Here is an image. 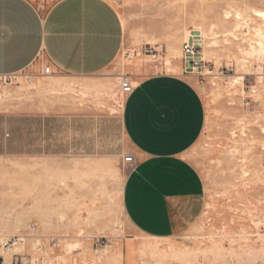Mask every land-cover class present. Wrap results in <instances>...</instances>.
<instances>
[{
	"label": "rangeland",
	"instance_id": "1",
	"mask_svg": "<svg viewBox=\"0 0 264 264\" xmlns=\"http://www.w3.org/2000/svg\"><path fill=\"white\" fill-rule=\"evenodd\" d=\"M51 1L32 0L42 12ZM109 1L126 30L120 61L137 62L149 74L185 75L182 46L189 32L197 28L215 37L212 49L199 50L204 59L201 74L185 75L197 83L207 111L203 133L188 152L205 189L199 227L210 230V236L201 240L220 249L211 256L222 264H264V53L258 54L264 49V18L257 13L264 14V0ZM174 48L180 52L177 59L167 55ZM168 58L175 71H169ZM119 76L89 79L91 84L80 86L77 93L83 106L91 104L96 114L110 118L79 124L72 132L63 124L61 140H54L51 130L47 140H31L28 149H15L27 155L0 160V217L23 203L45 209L54 223L61 221L58 228L45 230L32 216L19 230L7 232L9 237L2 242L8 241V246L0 247L4 252L33 232L40 236L36 248L32 246L36 239L29 238L23 251L11 254L9 264L15 256L23 264H86L87 254L98 261L100 255L93 251L124 236L122 190L130 166L122 163L125 141L118 117L125 96ZM26 85L20 78L17 85L0 83V106L21 100V94L15 97L12 90ZM74 92L63 87L59 93L69 97ZM77 243L80 246L66 250V244ZM4 262L0 254V264Z\"/></svg>",
	"mask_w": 264,
	"mask_h": 264
},
{
	"label": "crops",
	"instance_id": "2",
	"mask_svg": "<svg viewBox=\"0 0 264 264\" xmlns=\"http://www.w3.org/2000/svg\"><path fill=\"white\" fill-rule=\"evenodd\" d=\"M125 44L123 20L109 0H53L46 12L32 0H0V76H33L12 90L21 100L0 106V160L27 155L15 149L47 140L51 130L61 140L63 124L72 132L110 118L83 106L78 90L98 76L127 75L133 91L118 117L125 155L133 158L122 190L127 227L121 239L93 251L100 260L87 254L86 264H222L211 256L220 249L201 240L210 236L199 227L205 189L188 159L206 125L205 101L190 76L123 64ZM43 66L52 74L40 76ZM63 87L75 94L62 97Z\"/></svg>",
	"mask_w": 264,
	"mask_h": 264
},
{
	"label": "bare ground",
	"instance_id": "3",
	"mask_svg": "<svg viewBox=\"0 0 264 264\" xmlns=\"http://www.w3.org/2000/svg\"><path fill=\"white\" fill-rule=\"evenodd\" d=\"M262 12V11H261ZM261 12H257L258 14H259V16L260 17H263L264 18V14H262ZM257 14V15H258ZM227 16H229V14L227 13ZM258 16V17H259ZM237 17H240V15L239 16H237ZM195 28V27H194ZM211 32V31H210ZM192 33V35L195 37V38H201L200 40H198L197 42H200V43H198L202 48H203V51H204V53H206V52H208V49L210 50V49H212V46L213 45H216L215 44V42H213V39H215V37L213 38V34H212V32L210 33V35H204L203 33H202V31H201V29H197V28H195V29H193L192 31H190L189 32V34H191ZM259 35H260V33H259ZM210 36H212V37H210ZM203 39H205V41L203 42ZM207 41V42H206ZM215 41V40H214ZM203 43H204V46H203ZM216 48H218V46L216 47ZM254 48V47H253ZM246 49V48H245ZM215 50V49H214ZM239 50V49H238ZM257 51V50H256ZM259 52L260 53H264V49L263 48H261L260 50H258V54H259ZM139 55V54H138ZM167 55H168V57H171L172 56V59H177L179 56H180V52H179V50H177V49H169L168 50V52H167ZM211 55V54H210ZM196 58H202V60H204L203 59V57H202V55L201 56H198V57H196ZM213 58V57H212ZM171 58H168V64H169V67L171 66L170 65V60ZM213 60V59H212ZM241 60V59H240ZM239 60V61H240ZM240 63V62H239ZM169 71H175V69L173 68V67H170L169 68ZM240 78V77H239ZM243 78V77H242ZM21 79V78H20ZM261 79V78H260ZM232 81H233V79H232ZM240 82V81H239ZM238 83V82H237ZM234 86V85H233ZM239 86V85H238ZM111 90V89H110ZM237 90V89H236ZM3 95V94H2ZM1 95V96H2ZM8 97H9V95H8ZM1 98V97H0ZM5 98V97H4ZM14 99V98H13ZM11 100V99H10ZM12 101V100H11ZM4 102V101H3ZM2 102V103H3ZM10 102V101H9ZM5 103V102H4ZM263 130V129H262ZM257 172V171H256ZM258 176V175H257ZM254 177V176H253ZM255 178V177H254ZM253 178V179H254ZM255 180V179H254ZM32 204H34V203H32ZM31 205V204H30ZM30 205H28L27 207H25V205L22 203L21 205H20V207H19V209H16V210H14L13 212H11V214H7V215H5V216H2V217H0V241L2 242V241H6L7 239H8V237H9V235L7 234V232H9V231H11V230H19L20 228H22L21 226L24 224V222H25V219H28V218H30V217H32V216H35V217H37V219H38V224H39V227L40 228H42V229H45V230H47V229H51L52 228V226L54 227L55 226V228H58V227H56V226H58L59 224H61V221H56L55 223L54 222H52L51 220H50V218H49V216H47L46 215V211H45V209H43V208H39V207H37V206H30ZM38 227V228H39ZM31 231H34V229L33 230H31ZM56 232V231H55ZM10 234H11V232H10ZM38 233H36V232H33V233H31V234H29L28 235V239L27 238H24L23 237V239H20V241H21V243H19V246H18V244L16 243V244H14V246H13V248L12 249H10V251L9 250H7L8 252H4V251H2V249L0 248V254H3V256H4V259H5V262H4V264H9L10 263V257H11V254H15V252H17V251H23L25 248H26V246L28 245V244H30L29 243V238H35L36 239V242L35 243H31L32 244V246H34L35 248L40 244L39 242H40V240H39V237L40 236H38L37 235ZM57 234H58V231H57ZM78 236H80L81 234H82V231H78ZM59 236V235H58ZM19 237V236H18ZM57 237V236H56ZM77 237V236H76ZM20 238H21V236H20ZM45 238V237H44ZM68 238V237H67ZM75 239V238H74ZM26 240H28L27 242H26ZM33 240V239H32ZM79 240V239H78ZM63 241H65V240H63ZM67 241V240H66ZM0 242V243H1ZM4 242H2L1 244H3ZM71 243V242H70ZM81 243H82V241H81ZM60 244H62V243H60ZM58 245V244H57ZM78 246H80L78 243L77 244H66L65 245V248H66V250H71L72 248H77ZM82 246V245H81ZM117 246V245H116ZM33 248V247H32ZM51 250V249H50ZM103 250V249H102ZM72 251V250H71ZM155 252V251H154ZM19 253V252H18ZM67 254H69L68 252H66ZM66 255V254H65ZM101 256H102V254H101ZM101 259V258H100ZM99 259V260H100Z\"/></svg>",
	"mask_w": 264,
	"mask_h": 264
},
{
	"label": "built area",
	"instance_id": "4",
	"mask_svg": "<svg viewBox=\"0 0 264 264\" xmlns=\"http://www.w3.org/2000/svg\"><path fill=\"white\" fill-rule=\"evenodd\" d=\"M201 38H195L193 35L189 34L187 41L182 46V66L183 74H197L200 75L202 71V58H196L201 56L199 50L201 46L197 42ZM20 73L16 75L0 76V83L3 85H17L19 78L24 79L26 82H30L33 76L29 73ZM52 72L50 67L43 66L40 70V76H49ZM119 88L122 96H128L133 91V84L127 75H122L119 77ZM122 163L124 165L131 166L133 164V158L131 156H126L123 158ZM19 240V239H18ZM8 241L1 244V248L8 246ZM11 264H23V261L19 256H15V259ZM43 264V263H40Z\"/></svg>",
	"mask_w": 264,
	"mask_h": 264
}]
</instances>
